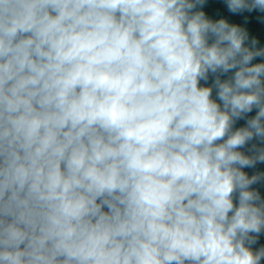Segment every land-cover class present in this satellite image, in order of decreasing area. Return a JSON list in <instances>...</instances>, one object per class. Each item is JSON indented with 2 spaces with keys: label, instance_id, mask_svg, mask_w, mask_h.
<instances>
[{
  "label": "clouds",
  "instance_id": "9594fccd",
  "mask_svg": "<svg viewBox=\"0 0 264 264\" xmlns=\"http://www.w3.org/2000/svg\"><path fill=\"white\" fill-rule=\"evenodd\" d=\"M207 4L0 0V264H264V46L228 18L264 0Z\"/></svg>",
  "mask_w": 264,
  "mask_h": 264
},
{
  "label": "water",
  "instance_id": "95a60500",
  "mask_svg": "<svg viewBox=\"0 0 264 264\" xmlns=\"http://www.w3.org/2000/svg\"><path fill=\"white\" fill-rule=\"evenodd\" d=\"M218 6L219 0H208V4L206 5L205 10L214 15H218V13L216 12ZM224 14L228 15L227 13ZM261 16H264V13L253 11L252 13H244L240 16L228 15V18L230 19V22L239 23L242 26L246 27L249 30L250 35L255 36L260 41V45L264 46V21H261V19H259V17ZM244 17H247V22H245ZM257 169L264 171V165H258ZM245 171H247L249 175H251L254 170L245 169ZM253 187L259 188L262 197H264V186L254 185ZM259 245H264V235H261L259 243L258 245H256V247H258Z\"/></svg>",
  "mask_w": 264,
  "mask_h": 264
}]
</instances>
